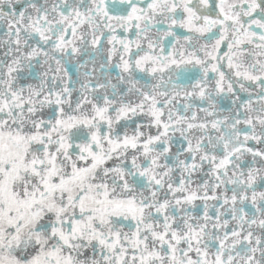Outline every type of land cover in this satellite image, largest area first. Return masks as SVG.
<instances>
[{
  "label": "snow or ice",
  "instance_id": "1",
  "mask_svg": "<svg viewBox=\"0 0 264 264\" xmlns=\"http://www.w3.org/2000/svg\"><path fill=\"white\" fill-rule=\"evenodd\" d=\"M0 264H264V0H0Z\"/></svg>",
  "mask_w": 264,
  "mask_h": 264
}]
</instances>
